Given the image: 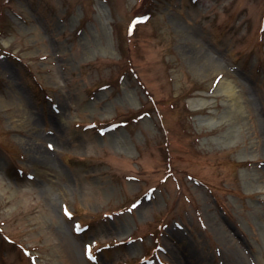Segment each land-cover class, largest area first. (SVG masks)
Segmentation results:
<instances>
[{"label": "rangeland", "instance_id": "rangeland-1", "mask_svg": "<svg viewBox=\"0 0 264 264\" xmlns=\"http://www.w3.org/2000/svg\"><path fill=\"white\" fill-rule=\"evenodd\" d=\"M263 18L0 0V264H264Z\"/></svg>", "mask_w": 264, "mask_h": 264}, {"label": "bare ground", "instance_id": "bare-ground-1", "mask_svg": "<svg viewBox=\"0 0 264 264\" xmlns=\"http://www.w3.org/2000/svg\"><path fill=\"white\" fill-rule=\"evenodd\" d=\"M211 63H215V61H213V59L207 57V59L205 60V64L211 65ZM199 68H202V65H200ZM220 86H221V88L219 91L223 90L232 98V101L235 103V108H241V104L239 102L238 96L236 95V89H235V86L233 85V83L231 81H228V80H223L220 82ZM199 105L200 104H196L195 106H193V109L197 108Z\"/></svg>", "mask_w": 264, "mask_h": 264}, {"label": "trees", "instance_id": "trees-1", "mask_svg": "<svg viewBox=\"0 0 264 264\" xmlns=\"http://www.w3.org/2000/svg\"><path fill=\"white\" fill-rule=\"evenodd\" d=\"M137 17H146V14H142V15H136ZM147 18H148V16H147ZM147 20H149V18L147 19ZM262 22V21H261ZM262 26L264 27V18H263V23H262ZM136 28H137V25L136 24H134L133 25V28H132V30H128L129 32H131L130 34L127 32V35L128 36H130V35H133L134 33H135V30H136ZM36 81V80H35ZM39 89H40V87H36L35 88V91H39ZM41 90H43V87H41ZM95 124H93V126H94ZM97 220H94V222H96ZM84 226H86V225H84ZM105 245V244H104ZM103 245V246H104ZM100 246V245H99ZM109 246H112V245H109ZM142 260V259H141Z\"/></svg>", "mask_w": 264, "mask_h": 264}, {"label": "snow or ice", "instance_id": "snow-or-ice-1", "mask_svg": "<svg viewBox=\"0 0 264 264\" xmlns=\"http://www.w3.org/2000/svg\"><path fill=\"white\" fill-rule=\"evenodd\" d=\"M51 147V146H50Z\"/></svg>", "mask_w": 264, "mask_h": 264}]
</instances>
